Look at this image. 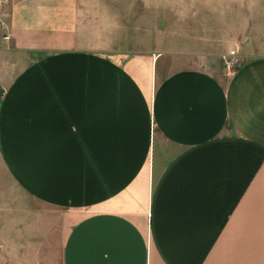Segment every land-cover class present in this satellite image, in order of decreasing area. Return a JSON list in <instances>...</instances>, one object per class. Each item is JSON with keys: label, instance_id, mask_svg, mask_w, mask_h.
<instances>
[{"label": "crops", "instance_id": "crops-1", "mask_svg": "<svg viewBox=\"0 0 264 264\" xmlns=\"http://www.w3.org/2000/svg\"><path fill=\"white\" fill-rule=\"evenodd\" d=\"M0 5V157L67 214L62 264H264V52L169 69L78 0Z\"/></svg>", "mask_w": 264, "mask_h": 264}, {"label": "rangeland", "instance_id": "rangeland-1", "mask_svg": "<svg viewBox=\"0 0 264 264\" xmlns=\"http://www.w3.org/2000/svg\"><path fill=\"white\" fill-rule=\"evenodd\" d=\"M78 8L92 45L103 31L114 46L161 52L169 69L226 73L224 57L234 49L240 64L244 39L264 52V0H78ZM66 217L24 192L0 157V264H62Z\"/></svg>", "mask_w": 264, "mask_h": 264}, {"label": "built area", "instance_id": "built-area-1", "mask_svg": "<svg viewBox=\"0 0 264 264\" xmlns=\"http://www.w3.org/2000/svg\"><path fill=\"white\" fill-rule=\"evenodd\" d=\"M1 16H2V9L0 5V23H1ZM224 64L225 68L230 71L236 68L239 65V59L236 55V51L234 49H231L227 56L224 57Z\"/></svg>", "mask_w": 264, "mask_h": 264}, {"label": "water", "instance_id": "water-1", "mask_svg": "<svg viewBox=\"0 0 264 264\" xmlns=\"http://www.w3.org/2000/svg\"><path fill=\"white\" fill-rule=\"evenodd\" d=\"M0 92H1V88H0Z\"/></svg>", "mask_w": 264, "mask_h": 264}]
</instances>
